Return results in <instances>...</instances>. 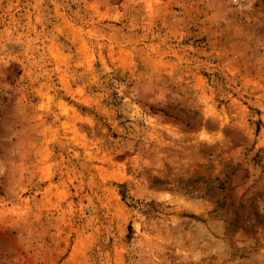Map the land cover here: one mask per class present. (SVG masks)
<instances>
[{"label": "rangeland", "instance_id": "374dc122", "mask_svg": "<svg viewBox=\"0 0 264 264\" xmlns=\"http://www.w3.org/2000/svg\"><path fill=\"white\" fill-rule=\"evenodd\" d=\"M0 264H264V0H0Z\"/></svg>", "mask_w": 264, "mask_h": 264}]
</instances>
